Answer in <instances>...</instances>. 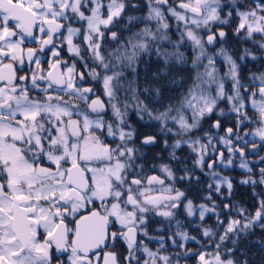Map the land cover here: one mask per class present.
<instances>
[{"label": "snow or ice", "instance_id": "snow-or-ice-1", "mask_svg": "<svg viewBox=\"0 0 264 264\" xmlns=\"http://www.w3.org/2000/svg\"><path fill=\"white\" fill-rule=\"evenodd\" d=\"M234 20L233 35L264 58V0H0V264H181L192 257L196 264H249L236 253L249 233L264 231V196L256 191L264 167L253 174L255 164L264 165V72L246 83L223 47L224 27ZM218 41L222 46L210 52ZM182 47L193 55L178 78L175 65L189 64ZM153 54L158 68L142 80L143 57ZM248 57L257 59L245 47L238 59ZM221 101L235 128L219 136L212 131L221 127L217 120L194 134ZM132 112L174 138L163 143L183 175L170 163L145 174L141 146L159 141L145 135L137 145ZM245 124L254 127L241 134ZM184 146L182 158L177 150ZM236 157L248 173L240 183L253 187L254 212L217 204L213 195L231 197L232 181L219 169ZM196 169L208 178L202 199L209 203L196 204L176 187L200 185ZM181 209L201 222L216 217L215 228L201 223L208 243L200 249L186 247L200 241L177 219ZM154 217L170 234H150ZM146 240H156L155 249ZM169 241L180 251L169 253ZM257 243L264 248V239ZM120 244L124 254L110 250Z\"/></svg>", "mask_w": 264, "mask_h": 264}, {"label": "trees", "instance_id": "trees-1", "mask_svg": "<svg viewBox=\"0 0 264 264\" xmlns=\"http://www.w3.org/2000/svg\"><path fill=\"white\" fill-rule=\"evenodd\" d=\"M141 11H144V9H141ZM138 27H143V25H138ZM114 31L117 29H113ZM135 30V29H134ZM213 31V30H212ZM124 35H127V33H124ZM205 35V34H204ZM171 38L173 40L177 39V34L175 32L171 33ZM115 47V45H112ZM164 47L169 48L170 46L165 43ZM181 51L185 52L186 56L188 57L189 64L187 66L185 65H180L176 64L174 71L177 75V77H181L187 73V71L190 69V61L191 57L193 55L192 51L190 48H185L182 47L180 49ZM210 52H215L214 46H209L208 49ZM240 56V50L235 54V58H237V62L240 64L241 68V75L244 79V81L247 83L248 81V70L247 67H241V62L238 60ZM143 59L148 60V63L146 65H141L140 68V76L143 80V77L145 76V73L151 74L152 72L156 71L158 68V58L153 54L151 56H145ZM218 65L220 67V71L223 74V68L224 64L222 61H217ZM247 72H245V71ZM228 89H230L231 85L230 83L226 85ZM167 95V92L165 93ZM158 106V105H157ZM220 109H224L223 115L220 114ZM229 104L227 101H221L218 105L217 110L210 116L206 117L204 121L202 122V128L199 129L197 132L194 134L196 135H202L204 131L209 130L211 125L219 120L221 127L219 128L220 130L217 129H212L213 132H217L219 136H223L225 134V130L228 127H231V125H235V116L229 112ZM249 115L252 116V111L249 110ZM129 120L132 123V125L138 130L139 136L136 140V143L138 146L140 145V140L143 139L145 135H157L158 143L153 146H141L142 151L146 153L147 157V162H146V167H145V172H151L153 174L159 173L158 171H153L151 169L152 165H157L159 166L160 164H168L170 163L173 167V169L176 172L177 176L183 175V171L179 169L176 165L175 161H171L168 157V152L170 149L165 148L163 140L168 139L169 143H172L173 137L168 136L164 137L162 135L157 134V126L154 123L146 122V118L144 121H141L137 118L134 112L129 114ZM222 128V129H221ZM222 147V146H220ZM177 155L180 157H185L188 155V148L184 146L182 149L177 150ZM237 158H235V163L234 165L228 167V168H220L219 170L221 171L222 175L228 176L233 184V190H232V195L231 197H228L225 199V197H221L213 193L214 198L217 202V204H223V203H237L239 205H242L244 207H247L250 211H255V202H256V197L253 196V187L248 184H241L240 181L244 179V175L242 172V169L238 166ZM142 163L144 161H141ZM187 166L189 168L192 167L191 164V158L187 161ZM257 168L253 167V174L256 176ZM195 176H199L201 180L200 185H195V184H189L188 181H179L176 184V187L179 189L185 191L190 199H193L194 203L199 204L201 202L204 203H209L208 201H204L202 198L206 196L207 193V183H208V178L200 172L199 169L195 170ZM257 177V176H256ZM258 178V177H257ZM225 191V196H227V190L224 189ZM256 191L260 192L261 196H264V186H258L256 188ZM195 218L194 224H190L191 220ZM189 218L188 220L190 221L187 223L189 226L186 231L189 233V235H196L197 236V241L198 236L203 238L204 242L202 244H207L208 240L206 237H203L202 235V228L200 227L201 223L205 227H212L215 228L216 226V217L212 214H209L206 216L205 220L201 222L197 216H193ZM196 226V232H191V227ZM199 230V232H198ZM222 231V229H221ZM195 233V234H194ZM264 239V231L260 230L259 228L255 229L253 232L249 233L246 239H243L240 242L239 245V250L236 253V259L238 261H242L244 259H247L249 264H264V248H261V246L257 243L258 240ZM229 247H232V245L229 243ZM189 247L192 249L195 247L197 248L198 246H195L192 242H189ZM175 251V249H174ZM208 251H211V246H208Z\"/></svg>", "mask_w": 264, "mask_h": 264}, {"label": "flooded vegetation", "instance_id": "flooded-vegetation-1", "mask_svg": "<svg viewBox=\"0 0 264 264\" xmlns=\"http://www.w3.org/2000/svg\"><path fill=\"white\" fill-rule=\"evenodd\" d=\"M235 24H236V21L234 20L232 22V25L231 27H224V31H226L227 33V37H226V43L223 44V47H225L235 58V54L240 50V55L242 53V50L243 48L247 47L249 49H251L253 51L254 54L257 55V59L256 60H252L251 57H248L246 58L245 60H239L241 62V67H247V70H248V80L250 79L251 75L253 73H256V74H259V73H262L264 72V58H261L260 54L258 53L256 47L252 44L251 41H246V42H242V41H239L237 40V38L233 35V32H232V28L235 27ZM218 27H214L213 28V32H216L218 30ZM117 31V30H115ZM256 39H259V37H256ZM32 46H35V45H32ZM221 43L218 41L215 46H214V50L216 51L217 49H219L221 47ZM62 55L65 57V58H68V54L67 52H64L62 53ZM222 61V58H217V61ZM69 62L71 63V60H69ZM224 64V62H223ZM45 67H47V65L45 64ZM79 67V65H78ZM82 70V69H81ZM223 72L226 71V66L224 65V68L222 70ZM245 71V70H244ZM247 72V71H245ZM222 74V73H221ZM96 89H97V94L98 95H101V98L103 99V95H102V88L99 84H96L95 85ZM110 113H109V117H110ZM252 115H254V113L252 112ZM231 127L235 128V125H231ZM252 127H254L253 125L251 124H245L242 128H241V134H243L244 131H250L252 129ZM222 129V128H221ZM220 130V129H218ZM221 131V130H220ZM153 135V134H151ZM111 142V141H109ZM247 151V149H246ZM260 155H264V148H261L260 149ZM228 156V153L227 151H225V158H227ZM249 160L251 161H255L257 160L258 158L254 155H250V157H248ZM237 162L239 163V157L237 158ZM260 167H264V165L262 164H255L254 165V168H257L255 174L256 176L258 177V173H259V168ZM242 169V168H241ZM242 172H243V175L244 177L246 178L248 173L246 172V170L242 169ZM146 175H152L153 173L151 172H145ZM159 174V173H157ZM189 218L192 219V217H188L186 215V213L183 212V210L181 209L177 215V219H179L181 222H182V226L183 228L186 230L189 228V226L187 225V223H189L190 221L188 220ZM194 221H195V218H193L190 222V224H194ZM161 222L162 220L159 218V217H154L153 220L150 222L149 224V232L151 235H155V236H159V235H167V234H170V233H167V230H166V227H161ZM160 228L159 231H157V229ZM173 228H174V223H173ZM196 232V226H192L191 227V232ZM199 232V230H198ZM195 234V233H194ZM197 238L196 235H193ZM198 240L200 241V243L198 244L197 242L195 241H192V243L195 245V246H198L197 248H193V250H196V249H200L201 248V244L204 242L203 238H201L200 236H198ZM146 243L149 244V247L155 249V247L157 246V241L156 240H153V241H147L146 240ZM186 247H189V242L187 243ZM191 248V247H190ZM174 249L173 247H171L170 245V241H169V245L167 247V251L169 253H174ZM192 249V248H191ZM112 251H117V252H120L121 254H124V245L123 244H120L117 248L115 249H110ZM180 250V249H179ZM202 250V249H201ZM190 260V261H189ZM187 261H189L188 263L189 264H196V258L195 257H192L191 259H189ZM185 262V260H181V264H183Z\"/></svg>", "mask_w": 264, "mask_h": 264}, {"label": "rangeland", "instance_id": "rangeland-1", "mask_svg": "<svg viewBox=\"0 0 264 264\" xmlns=\"http://www.w3.org/2000/svg\"><path fill=\"white\" fill-rule=\"evenodd\" d=\"M213 30V29H212ZM205 34V35H204ZM203 35L205 36V38H206V36H207V33H204ZM249 147H251V145H249ZM250 157V156H249ZM181 190V189H180ZM183 191V190H182ZM161 220H163V218H161V217H159ZM173 223H174V221H173ZM187 248H189V249H191L190 247H187ZM180 250L178 249V248H175V251L174 252H179ZM190 261V260H189ZM189 261H185L183 264H189L188 262Z\"/></svg>", "mask_w": 264, "mask_h": 264}]
</instances>
